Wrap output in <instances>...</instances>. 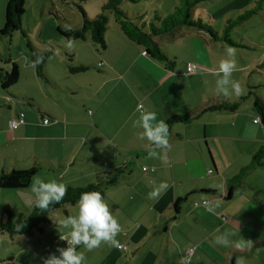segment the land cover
Returning <instances> with one entry per match:
<instances>
[{"label": "crops", "instance_id": "obj_1", "mask_svg": "<svg viewBox=\"0 0 264 264\" xmlns=\"http://www.w3.org/2000/svg\"><path fill=\"white\" fill-rule=\"evenodd\" d=\"M240 37L251 46L241 42L243 46L233 48H264L251 35ZM155 40L176 59L173 69L128 39L117 22L105 32L104 49L92 45L95 51L87 54L88 61L78 56L93 67L71 74L63 66L60 82L51 78L46 60L38 71V48L31 50L34 56L24 50L7 58L19 68V78L8 90L1 80L9 68L0 63V105L4 102L8 112L0 117V148L9 145L2 152L5 164L10 163L5 170L41 165L30 184L19 188L26 189L19 193L21 205L5 204L15 213L30 211L31 185L37 178L84 186L125 167L101 192L120 224L115 239L125 248L108 241L91 251L77 246L85 264H183L185 257L191 264H228L232 258L264 264V154L260 164L247 167L254 154L264 150V124L254 122L259 115L251 98L236 110H208L171 123L168 146L157 149L155 158L148 156L150 142L141 139L143 129L133 127L140 108L154 111L167 123L174 115L198 112L220 98L233 101L250 90L264 99V54L244 56L242 64L235 61L230 79L239 82L241 93L221 85L229 89L225 96L216 85L223 79L217 74L219 63L228 59L225 42L185 26ZM190 62L196 65L192 74L186 72ZM18 112L24 113L25 122L11 129L8 122ZM43 118L49 122L43 123ZM160 182L169 187L158 199H150L148 193ZM217 201L220 206L207 211ZM77 211L76 203L67 205L49 213L54 225L10 236L8 250L0 251V264H43L49 255H59L58 248H66L60 235L69 230L58 221ZM223 232L235 233L232 239L246 247L218 245L215 237Z\"/></svg>", "mask_w": 264, "mask_h": 264}, {"label": "trees", "instance_id": "obj_2", "mask_svg": "<svg viewBox=\"0 0 264 264\" xmlns=\"http://www.w3.org/2000/svg\"><path fill=\"white\" fill-rule=\"evenodd\" d=\"M142 0H106L100 7V12L95 16L89 17L85 11L79 7L82 14V24L76 28H64L60 24L56 29L58 33L68 42L80 41L86 39V34L89 32V39L95 46L101 49L105 47V32L108 28L107 12H113L115 21L121 31L128 39L140 45L151 58L164 63L168 69H173L176 64L174 57L166 54L157 44L155 37L163 36L172 33L176 29L185 26L190 28H199L206 31L215 41L225 42L232 47H241L243 44L231 38L232 29L241 24L243 21L255 14L261 5L256 4L247 7L240 11L236 16H231L226 19V23L221 30L214 29L210 22L201 20V17L194 16L195 6L204 0H180L174 10L164 16L160 9L151 10V18L148 20L144 13L133 11V17L129 16L128 11L124 8L127 6L125 2L131 3L133 6H140ZM25 0H7L4 11V23L0 29V34L11 37L14 31L20 30L23 37L27 38V34L22 28V16L24 14ZM136 8V10H138ZM28 46H30L27 43ZM51 51H36L37 69L42 71V66ZM66 58L65 65L67 71L71 74L81 73L93 67L86 63H76L75 56L68 51L64 52ZM62 55V57H63ZM1 58V57H0ZM10 63L11 68L6 71L2 80L1 87L3 90H8L16 84L19 78V68L16 62L5 58V63ZM2 63V59H0ZM250 97L252 105L259 115L260 121L264 124V99L255 94L252 90L247 95H240L236 100L229 101L226 98H220L211 101L203 106L198 112L183 113L172 116L168 119V127L174 122H186L193 116L199 115L208 110L228 109L236 110L240 104ZM264 150H258L250 164L247 167L258 165L261 163ZM40 163H35L26 168H12L10 170H0V188L4 189H19L27 187L33 175L40 169ZM125 167L115 169L112 172L105 173V179L89 183L84 186H68L64 199L53 204L47 210L41 211L39 208L32 206L30 211H19L15 214L9 204L2 206L0 215V233H7L10 236L16 234L32 233L35 230H43L46 224L54 225L56 222L49 218V213L66 207L67 205L75 204L81 192L98 190L101 191L107 184L114 183L122 176ZM180 199L177 201V205ZM24 224V227L16 231L17 223ZM228 264H236L234 258Z\"/></svg>", "mask_w": 264, "mask_h": 264}, {"label": "rangeland", "instance_id": "obj_3", "mask_svg": "<svg viewBox=\"0 0 264 264\" xmlns=\"http://www.w3.org/2000/svg\"><path fill=\"white\" fill-rule=\"evenodd\" d=\"M6 1L7 0H0V29L3 27L4 23ZM104 1L106 0H25V10L21 22L22 28L27 34V38L23 37L20 30L14 31L10 38L0 34V59H2V66H7L10 70L11 64H6L5 58L7 59L11 55L15 57L24 50L29 52L32 56H34L32 51L35 50V48L41 51H51V54L46 58V63L48 64L47 69L51 74V78H55L60 82L61 68L66 66L65 61L67 57L63 55L64 52H77L78 55L75 56V62L86 63L79 60L78 56L80 59L88 61L89 58H87V54L91 55V50L93 49L95 51V49L92 47L93 44L89 39V32L86 34V41L68 42L58 33L56 29L57 25L60 24L64 28L79 27L82 24V14L79 7H81L89 17H92L100 12V7ZM179 1L180 0H142L138 8L129 2H125L124 4L127 6L124 8L128 11L130 17H133V11L135 10V12L144 13L145 17L149 20L152 14L151 10L160 9L161 13L166 16L169 12L174 10L175 6L179 4ZM256 4L261 5L262 8L248 20L235 26L231 33V38L237 42L243 43L245 42V38L242 40L240 36L251 35L254 40H261L264 46V0H204L195 6L194 16L196 18L201 17V20L205 22L210 21L214 29L220 30L226 23L225 20H223L224 17L229 15L236 16L245 7ZM136 8L138 10H136ZM106 14L108 26H114L116 24L114 13L108 11ZM27 43L30 46H28ZM243 44L248 47L251 46L249 42ZM225 46V48L232 47L227 43H225ZM234 49L236 50V55L233 59L239 61L241 64L244 56L251 57L252 54L260 55L262 52L264 54V48H255L252 50H249V48ZM96 54L99 56L98 52H95L93 55L96 56ZM225 54L224 56L227 57V54ZM61 55H63V57H61ZM16 90L18 91V89ZM16 90L14 91L15 93H17ZM6 110L5 103L1 102V118L8 114ZM88 112L90 113L91 110H88ZM8 146L3 145L0 148V170L10 168V163L9 166H7L5 164V157L2 156L3 151H8ZM24 190L26 189L0 188V215L2 206L5 203L13 202L15 205H21L22 201L20 200L21 197L19 193L24 192ZM15 192L18 193V195H16ZM49 218L51 219L50 216ZM9 239V234L0 233V251L3 249L8 250L6 242L9 241Z\"/></svg>", "mask_w": 264, "mask_h": 264}, {"label": "clouds", "instance_id": "obj_4", "mask_svg": "<svg viewBox=\"0 0 264 264\" xmlns=\"http://www.w3.org/2000/svg\"><path fill=\"white\" fill-rule=\"evenodd\" d=\"M228 59L221 60L219 63L218 75L223 74V79H217V92L229 95V89L220 87L230 85L232 92L240 95L241 86L239 82L230 79L235 68L236 50L232 47L225 49ZM140 115L133 121V127L143 129L141 139L146 138L150 142L148 151L149 158L158 157L157 149L168 146L169 127L163 120L157 119L154 111L140 108ZM169 187L167 182H160L153 186L148 193L150 199H158ZM31 192L34 194V206L41 211L48 210L53 204L61 202L67 192V185L57 180L45 181L37 178L31 185ZM77 213L69 215L59 220L58 223L68 229L67 235H60L62 240H66V248H58L59 255L55 253L44 258L43 264H85L83 252L77 251V246L83 245L87 250L98 247L102 241L111 242L119 247V242L115 239L120 231V224L109 209L101 191L91 190L81 192L76 201ZM219 202L207 207V211L214 212L219 207ZM24 227L23 222L17 223L15 229L19 232ZM235 233L223 232L215 237V241L221 246H234L237 249L246 247L243 241H234L232 237ZM183 264H191L189 258L185 257ZM236 264H245L243 258L237 260Z\"/></svg>", "mask_w": 264, "mask_h": 264}, {"label": "built area", "instance_id": "obj_5", "mask_svg": "<svg viewBox=\"0 0 264 264\" xmlns=\"http://www.w3.org/2000/svg\"><path fill=\"white\" fill-rule=\"evenodd\" d=\"M195 71H196V65L194 63H188L187 66H186V72L188 74H192ZM140 107H141V105H139V108ZM257 121H260L259 116L254 119V122H257ZM24 122H25L24 113L23 112H18L17 115L9 121V127L11 129H16L18 126L22 125ZM48 122H49V119L48 118H43V123H48ZM142 169H143V171H146L147 170L146 167H143ZM211 172H212V170L209 169L208 170V173H211ZM202 203L203 204H206L207 201L206 200H203ZM194 204L197 205L198 202H195ZM63 242L65 243V245L67 247L68 246L67 241L66 240H63ZM118 248H125V246L120 244ZM188 251H191V249H189Z\"/></svg>", "mask_w": 264, "mask_h": 264}]
</instances>
